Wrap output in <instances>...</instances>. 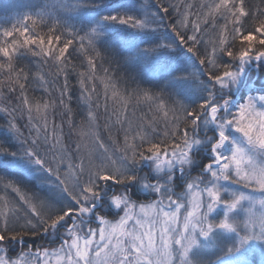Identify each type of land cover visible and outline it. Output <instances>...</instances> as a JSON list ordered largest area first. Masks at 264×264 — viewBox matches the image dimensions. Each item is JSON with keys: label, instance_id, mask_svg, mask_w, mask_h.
<instances>
[{"label": "snow or ice", "instance_id": "obj_1", "mask_svg": "<svg viewBox=\"0 0 264 264\" xmlns=\"http://www.w3.org/2000/svg\"><path fill=\"white\" fill-rule=\"evenodd\" d=\"M17 8L0 264H264V0Z\"/></svg>", "mask_w": 264, "mask_h": 264}, {"label": "trees", "instance_id": "obj_2", "mask_svg": "<svg viewBox=\"0 0 264 264\" xmlns=\"http://www.w3.org/2000/svg\"><path fill=\"white\" fill-rule=\"evenodd\" d=\"M3 1L4 0H0V15H10V14H8L6 11L8 10V9H10V8H12V6H8V5H4V3H3ZM11 1H14V0H11ZM197 2H198V0H197ZM250 2L251 3H254V4H258L259 3V0H250ZM11 16V15H10ZM222 22V21H221ZM223 23V22H222ZM105 67H108V65L107 64H105L104 65ZM112 68H116V65L115 64H113L112 65ZM135 69V67H132V68H121V69H119L118 70V74H124V73H128V72H131L132 73V70H134ZM143 69L140 67V66H138V71H142ZM103 73H102V71H101V75H102ZM137 75V79H139V80H141L140 78H139V75L138 74H136ZM22 175H25V174H22ZM25 177H26V175H25ZM26 179H27V177H26ZM37 241H39V243H37L36 245H38V246H43V247H48L47 245H48V241H47V239H37V240H35V241H31V243L32 244H34L35 245V243L37 242Z\"/></svg>", "mask_w": 264, "mask_h": 264}, {"label": "bare ground", "instance_id": "obj_3", "mask_svg": "<svg viewBox=\"0 0 264 264\" xmlns=\"http://www.w3.org/2000/svg\"><path fill=\"white\" fill-rule=\"evenodd\" d=\"M27 1H23V0H19V2L14 5L12 8L8 9L6 12L8 14H10L11 16H15L18 14V11H22V9H18L17 6L20 5V4H23V3H26ZM222 23V22H221ZM132 73H135V74H138L139 75V78L143 81V80H146V79H149V75L147 72H145L144 70H142L141 72L138 71V66H135V69L132 70ZM39 243V241H37L35 243V245ZM38 246V245H36Z\"/></svg>", "mask_w": 264, "mask_h": 264}, {"label": "rangeland", "instance_id": "obj_4", "mask_svg": "<svg viewBox=\"0 0 264 264\" xmlns=\"http://www.w3.org/2000/svg\"><path fill=\"white\" fill-rule=\"evenodd\" d=\"M23 1H27V0H23ZM19 2V0H14V1H11V0H4L3 3L4 5H8V6H14L16 5L17 3ZM26 175V174H25Z\"/></svg>", "mask_w": 264, "mask_h": 264}]
</instances>
